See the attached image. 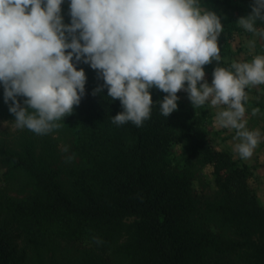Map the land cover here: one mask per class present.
I'll use <instances>...</instances> for the list:
<instances>
[{
    "label": "trees",
    "instance_id": "16d2710c",
    "mask_svg": "<svg viewBox=\"0 0 264 264\" xmlns=\"http://www.w3.org/2000/svg\"><path fill=\"white\" fill-rule=\"evenodd\" d=\"M236 27L228 24L229 30ZM76 66L85 70V94L56 121L70 132L71 153L81 161L63 172L67 187L31 139H22L18 149L0 146L3 181L18 176L22 182L19 194L2 202L0 264L25 262L9 224L30 240L90 243L74 264H106L95 252L107 250L124 264H233L232 256L242 264H264V204L248 183L250 168L214 146L205 115L179 98L165 117L158 101L166 93L153 87L148 119L140 126L115 124L112 116L123 110L119 100L108 97L106 88L93 95L102 78L82 61ZM5 104L0 86V115ZM198 166L211 168L218 192L204 209L230 230L228 236L193 218ZM49 264L69 263L53 258Z\"/></svg>",
    "mask_w": 264,
    "mask_h": 264
},
{
    "label": "clouds",
    "instance_id": "9594fccd",
    "mask_svg": "<svg viewBox=\"0 0 264 264\" xmlns=\"http://www.w3.org/2000/svg\"><path fill=\"white\" fill-rule=\"evenodd\" d=\"M64 3L0 0V86L16 129L47 134L59 127L56 121L85 94V70L76 66L82 61L103 81L92 94L106 88L119 100L123 110L113 123L140 126L148 119L153 87L166 93L158 104L167 117L183 89L192 106L217 107V126L235 130L233 150L242 159L252 156L262 134L247 126L246 89L264 84V53L229 67L218 63L209 83L203 66L220 61L223 31L216 11L202 0H67L65 23ZM250 7L237 21L252 34L247 46L254 49L256 38L264 41V27L257 26L264 22V0H251Z\"/></svg>",
    "mask_w": 264,
    "mask_h": 264
},
{
    "label": "rangeland",
    "instance_id": "374dc122",
    "mask_svg": "<svg viewBox=\"0 0 264 264\" xmlns=\"http://www.w3.org/2000/svg\"><path fill=\"white\" fill-rule=\"evenodd\" d=\"M250 4L251 0H206L202 6L211 9L216 7L221 12L220 16L223 27L226 26V23L230 19L229 16L233 17V22L237 25L236 28L241 31L244 29L238 24L237 19L241 15H246L251 11ZM61 9L64 22L69 23L70 16L67 0L62 4ZM91 70L95 72V69L91 68ZM0 122H2L0 123V146L18 149L22 139H31L34 142L35 151L38 154L48 156L50 161L58 167L61 182L67 187V180L63 172L71 166L81 164L80 159L71 153V134L67 129L59 126L47 134H37L27 128L16 129L14 127V114L8 111V104H5L3 107ZM5 167L6 160L0 155V222L5 219V213L2 209V202L5 197L18 195L19 189L22 187V182L18 176H15L14 179L3 181L1 173L5 170ZM193 188L196 203V212L193 215L194 220L202 227L218 231L223 236L230 235V230L220 227L216 216L206 213L204 209L205 202L215 199L218 195L213 184V176L209 166H198L195 168ZM8 229L14 236L17 249L24 251V264H49L53 258L74 264L81 251L92 248L88 242L74 245L58 238H47L42 241L30 240L16 226L9 224ZM95 253L106 264H124L121 258L115 256L111 250ZM230 261L233 264H242L233 256L230 257Z\"/></svg>",
    "mask_w": 264,
    "mask_h": 264
},
{
    "label": "crops",
    "instance_id": "0c3cea01",
    "mask_svg": "<svg viewBox=\"0 0 264 264\" xmlns=\"http://www.w3.org/2000/svg\"><path fill=\"white\" fill-rule=\"evenodd\" d=\"M205 7V6H203ZM207 8V7H206ZM219 15L221 14L217 8H212ZM226 26L218 37V45L220 47V61L212 60L204 65L205 79L211 83L212 72L215 66L219 63L220 66L229 67L234 60H251L256 54L264 53V41L256 38V46L250 49L247 46V41L252 39V34L245 30L236 29L229 30L228 24L233 22V17L229 16ZM248 93V101L245 103L246 118L248 120L249 129H259L262 136L260 143L255 148L252 156L247 159H242L233 150V146L238 142L235 139V130L220 128L215 122L216 113L219 110L206 103L202 106H192L186 91L183 89L177 92L178 97L188 106L192 107L196 112L203 113L207 120L209 129L208 136L214 143L217 149L228 152L232 159H239L250 168L251 175L248 180L250 187L255 192L258 200L264 204V84L252 86L246 89ZM253 108H259L256 115L251 114Z\"/></svg>",
    "mask_w": 264,
    "mask_h": 264
}]
</instances>
